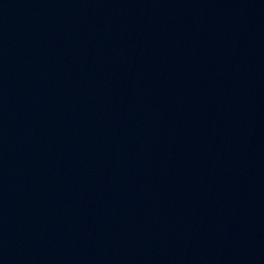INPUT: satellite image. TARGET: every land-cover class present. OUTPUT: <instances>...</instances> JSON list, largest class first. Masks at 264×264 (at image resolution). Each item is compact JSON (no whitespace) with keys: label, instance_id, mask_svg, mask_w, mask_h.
I'll list each match as a JSON object with an SVG mask.
<instances>
[{"label":"water","instance_id":"95a60500","mask_svg":"<svg viewBox=\"0 0 264 264\" xmlns=\"http://www.w3.org/2000/svg\"><path fill=\"white\" fill-rule=\"evenodd\" d=\"M0 264H264V0H0Z\"/></svg>","mask_w":264,"mask_h":264}]
</instances>
